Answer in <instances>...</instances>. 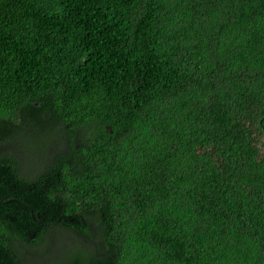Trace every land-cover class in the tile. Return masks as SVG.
I'll return each instance as SVG.
<instances>
[{"label":"trees","instance_id":"obj_1","mask_svg":"<svg viewBox=\"0 0 264 264\" xmlns=\"http://www.w3.org/2000/svg\"><path fill=\"white\" fill-rule=\"evenodd\" d=\"M54 231L92 247L61 264H264V0H0V264Z\"/></svg>","mask_w":264,"mask_h":264},{"label":"rangeland","instance_id":"obj_2","mask_svg":"<svg viewBox=\"0 0 264 264\" xmlns=\"http://www.w3.org/2000/svg\"><path fill=\"white\" fill-rule=\"evenodd\" d=\"M55 141H58V136H52L49 138L50 144ZM26 144L27 152L20 151V153H15L14 156L19 160L22 171L25 170L26 172H30L31 168L39 165L37 162L40 160L41 156L39 152H35V150L30 148L29 142H26ZM75 241L76 240L73 239V233L54 231L48 235L46 243H43L44 245L42 244L39 248L36 247L31 250L32 253L29 255V260L32 264L42 262L41 259L44 257L41 256L38 251L45 247H47L46 258L44 259L46 264H61V262L64 261L63 255L65 252L69 248H74V246L82 247L88 254L92 252V247L86 245L89 242L81 241V246L77 241ZM38 256L41 259H39Z\"/></svg>","mask_w":264,"mask_h":264}]
</instances>
